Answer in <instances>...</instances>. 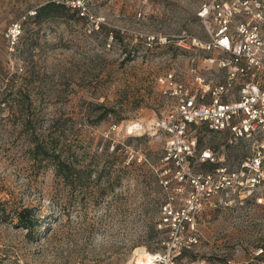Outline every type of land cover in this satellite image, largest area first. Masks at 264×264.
<instances>
[{
    "label": "rangeland",
    "instance_id": "rangeland-1",
    "mask_svg": "<svg viewBox=\"0 0 264 264\" xmlns=\"http://www.w3.org/2000/svg\"><path fill=\"white\" fill-rule=\"evenodd\" d=\"M48 1L79 8L33 23ZM206 1L0 0V90L12 73L32 74L38 132L56 129L93 168L75 190L51 168L38 171L16 107L0 106V264H138L146 253L157 255L152 264H264V202L256 201L264 192L207 204L197 230L178 236L162 223L175 194L161 182L163 142L122 137L131 119L168 107L165 75L175 61L189 63L173 36L206 38L197 15ZM15 22L12 47L6 31ZM29 205L43 222L32 235L16 217Z\"/></svg>",
    "mask_w": 264,
    "mask_h": 264
},
{
    "label": "built area",
    "instance_id": "built-area-1",
    "mask_svg": "<svg viewBox=\"0 0 264 264\" xmlns=\"http://www.w3.org/2000/svg\"><path fill=\"white\" fill-rule=\"evenodd\" d=\"M197 15L205 39L187 31L172 39L189 63L175 61L165 75L168 107L131 119L122 134L163 142L161 182L175 194L162 223L178 236L197 230L207 204L264 192V0H207ZM20 34L18 22L7 29L12 47ZM111 128L120 135L119 124Z\"/></svg>",
    "mask_w": 264,
    "mask_h": 264
},
{
    "label": "trees",
    "instance_id": "trees-1",
    "mask_svg": "<svg viewBox=\"0 0 264 264\" xmlns=\"http://www.w3.org/2000/svg\"><path fill=\"white\" fill-rule=\"evenodd\" d=\"M77 6H67L64 3L48 1L35 9L31 15L35 24L55 18L63 10ZM176 52H188V50L179 47ZM32 74L20 76L12 73L7 77L6 86L0 90V106L9 103V106H15V114L21 117V129L29 135L30 143L29 152L33 166L38 171L51 168L58 178H61L65 185L72 189H77L82 184L91 180L93 168L90 164H80L77 155L66 147L61 134L56 129L50 128L47 132H38L39 119L34 110V99L31 95L28 84L33 81ZM102 119V118H101ZM53 129V130H52ZM0 212L4 213L5 208L0 207ZM18 223L20 226L27 228L29 235H32L36 227H40L43 222L36 216L33 206H24L17 211Z\"/></svg>",
    "mask_w": 264,
    "mask_h": 264
},
{
    "label": "bare ground",
    "instance_id": "bare-ground-1",
    "mask_svg": "<svg viewBox=\"0 0 264 264\" xmlns=\"http://www.w3.org/2000/svg\"><path fill=\"white\" fill-rule=\"evenodd\" d=\"M156 256H157L156 254L146 253L145 257L140 258L137 263L138 264H152Z\"/></svg>",
    "mask_w": 264,
    "mask_h": 264
}]
</instances>
